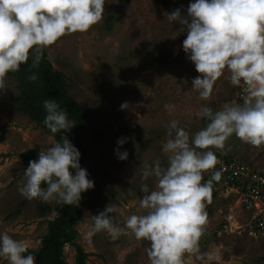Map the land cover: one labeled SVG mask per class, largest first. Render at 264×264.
<instances>
[{"label": "rangeland", "instance_id": "374dc122", "mask_svg": "<svg viewBox=\"0 0 264 264\" xmlns=\"http://www.w3.org/2000/svg\"><path fill=\"white\" fill-rule=\"evenodd\" d=\"M189 2L105 0L98 23L84 33L66 34L44 49L52 67L72 78L70 94L88 112L89 123L80 132L85 150L81 167L94 186L81 193L77 207L82 219L75 224V243L88 254L86 264H148L147 241H137L130 233L112 240L100 232L87 239L92 215L111 203L117 209L111 214L113 222L122 226L127 216L138 211L141 184H148L150 190L155 186L153 178L142 180L137 169L156 159L165 162L161 146L169 120H178L191 135L201 127V118L196 116L201 104L220 109L235 101L240 86L230 85L227 70L218 78L208 101L199 100L191 89V81L199 73L182 51L186 32L166 19L167 13L177 8L186 15ZM5 80L7 88L0 91V231L34 249L53 216L39 217L37 208L54 201H29L19 194L27 167L19 154L28 149L43 150L53 139L27 117L13 112L9 103L17 93L16 82L12 77ZM122 103L127 107L121 109ZM158 132L160 138L156 137ZM150 137L151 145L138 152L139 140ZM120 138L125 143L118 146ZM117 147L127 151L126 160L117 159ZM213 151L254 170L264 165V146L243 144L234 135L225 141L223 150ZM229 193L219 197L211 194L205 208L207 225L199 248L213 258H187L185 264H256L255 259L264 255L263 239L242 234L249 212L238 206V200L229 199ZM221 222L225 226L219 229ZM63 254L66 264H75L72 246L65 245ZM0 264L7 261L0 258Z\"/></svg>", "mask_w": 264, "mask_h": 264}, {"label": "clouds", "instance_id": "9594fccd", "mask_svg": "<svg viewBox=\"0 0 264 264\" xmlns=\"http://www.w3.org/2000/svg\"><path fill=\"white\" fill-rule=\"evenodd\" d=\"M104 5L105 0H0V91L7 88L6 75L17 72L30 52L35 68L43 50L60 37L84 33L98 23ZM166 19L186 32L181 47L199 73L191 81L199 100L210 99L225 70L230 85L242 86L245 94L242 102L218 110L201 104L196 116L206 123L191 135L178 120H169L161 146L165 162L156 159L137 169L142 180L155 182L151 190L141 184L137 213L119 226L111 215L117 209L109 203L92 215L85 237L105 232L115 240L130 233L137 241H147L148 264H185L187 258H213L199 248L207 225L206 204L213 196V182L221 178L222 170L215 169L217 157L226 156L213 149L223 150L233 135L243 144L264 146V0H190L186 15L177 8ZM27 78L34 81L37 76L32 73ZM43 109L44 127L61 136L40 150L37 159L29 160L17 191L29 201L76 206L81 193L94 185L80 166L79 150L64 135L75 122L54 99H45ZM124 143V138L117 140L118 146ZM114 152L117 159H127L126 150L117 147ZM205 172L210 177L202 182ZM0 258L7 264H35L26 244L6 231H0Z\"/></svg>", "mask_w": 264, "mask_h": 264}, {"label": "trees", "instance_id": "16d2710c", "mask_svg": "<svg viewBox=\"0 0 264 264\" xmlns=\"http://www.w3.org/2000/svg\"><path fill=\"white\" fill-rule=\"evenodd\" d=\"M111 18L107 20V28H111ZM161 55L158 54V60ZM32 55L29 53L28 60L21 64L19 70L15 73H8L6 77H12L16 82L17 93L11 97L9 106L13 112L27 117L37 127H40L52 139L59 140L61 133L58 132L53 136L49 130L43 125L45 111L43 109V101L45 99H54L59 106L66 111L68 118L75 122V125L64 135L70 142L79 150L80 166L84 162L85 150L80 139V132L86 128L89 123L88 112L83 106L77 102L70 94L74 83L71 77L61 71L55 70L47 58L46 51L43 50L41 60L37 67L32 68ZM35 73L37 79L34 81L28 80V76ZM5 77V78H6ZM239 90V89H238ZM238 93V92H237ZM237 95V94H236ZM235 98L234 103H236ZM213 110H218L212 106ZM205 121L201 118V127L205 125ZM98 137V135H96ZM158 132L156 137L160 138ZM2 137L0 136V141ZM153 139L146 138L139 140L138 152H144ZM39 150L28 149L19 154V158L24 164L28 165L29 160L37 156ZM217 156V155H216ZM225 159L230 157L223 156ZM205 180L203 176L202 182ZM230 184L239 186V182L232 181ZM39 217H47L53 214L52 218L46 222V232L40 239L39 246L34 249L27 248L35 258V264H66L64 260L63 248L65 245L72 246L75 252L74 263L86 264L87 253L75 243L76 229L75 224L82 219V212L77 205H61L42 204L37 208ZM225 226L224 222L219 224V229ZM27 254V253H25ZM264 262V255L256 258L253 263Z\"/></svg>", "mask_w": 264, "mask_h": 264}, {"label": "built area", "instance_id": "2783aa9c", "mask_svg": "<svg viewBox=\"0 0 264 264\" xmlns=\"http://www.w3.org/2000/svg\"><path fill=\"white\" fill-rule=\"evenodd\" d=\"M244 94V88L240 86L236 103L242 102ZM217 160L215 169L222 170L221 178L213 182L211 193L219 197L223 192H230L229 199L238 200V206L249 212L242 232L248 237L264 240V165L254 170L239 161L222 157H217ZM203 176L207 180L210 173L205 172ZM232 181L239 182V186L230 184Z\"/></svg>", "mask_w": 264, "mask_h": 264}]
</instances>
